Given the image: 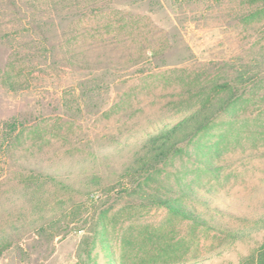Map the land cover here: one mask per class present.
<instances>
[{"label": "rangeland", "instance_id": "obj_1", "mask_svg": "<svg viewBox=\"0 0 264 264\" xmlns=\"http://www.w3.org/2000/svg\"><path fill=\"white\" fill-rule=\"evenodd\" d=\"M263 242L264 0H0V264H253Z\"/></svg>", "mask_w": 264, "mask_h": 264}, {"label": "trees", "instance_id": "obj_2", "mask_svg": "<svg viewBox=\"0 0 264 264\" xmlns=\"http://www.w3.org/2000/svg\"><path fill=\"white\" fill-rule=\"evenodd\" d=\"M242 76L243 75H241V77ZM239 81L241 82L242 78H240ZM225 87L230 89L228 84H225ZM235 99L236 98L234 96L229 97L228 101L224 102L221 109L225 110L226 108H228V106H230V104ZM213 116H215V115H212V113L204 112L203 108L201 107L196 112H194L192 115H190L189 119L194 120V119L201 118L202 120H200L198 122V127H199V129H202L203 126L205 125V123L208 122L209 119H211ZM181 126H182V122H179L177 125L172 126V128H170L168 131H163V132L156 133V134L150 136L147 139L146 143L141 148V149L145 150V151H143V154H142L145 157L141 158V155H140L139 158H137V159L140 160V162H144L145 160L149 159L147 157L153 156V158H154L155 156L163 155V154H166L169 152H172V153L175 152L174 144L170 143L171 137L177 132L178 127H181ZM38 176L40 178H45V179H48L51 181H56L59 183V181H57V178L54 176H48L45 174H38ZM176 201H177V199H172V198H164V199L156 198L155 203L160 207H164L168 211L169 214L179 216L181 219L189 220V221L196 223V224H203V222L201 221V219L198 215H196L191 210H188L187 208H185L184 206H182L181 204H179ZM250 261L253 264H264V242H263L262 246L260 247V249L257 252H255L253 255H251Z\"/></svg>", "mask_w": 264, "mask_h": 264}]
</instances>
